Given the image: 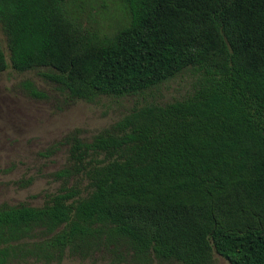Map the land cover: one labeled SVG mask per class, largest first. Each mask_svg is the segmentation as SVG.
<instances>
[{"label":"trees","instance_id":"obj_1","mask_svg":"<svg viewBox=\"0 0 264 264\" xmlns=\"http://www.w3.org/2000/svg\"><path fill=\"white\" fill-rule=\"evenodd\" d=\"M101 1L117 5L110 32L85 0H0V73L43 68L89 102L185 71L192 87L41 152L66 148L59 187L41 205L0 204V264H264V0Z\"/></svg>","mask_w":264,"mask_h":264},{"label":"rangeland","instance_id":"obj_2","mask_svg":"<svg viewBox=\"0 0 264 264\" xmlns=\"http://www.w3.org/2000/svg\"><path fill=\"white\" fill-rule=\"evenodd\" d=\"M86 9L92 14V23L110 32L115 3L85 0ZM0 40L9 55L7 40L0 27ZM34 69L18 72L12 68L0 73V204L27 202L41 205L47 192H54L59 182L50 173L61 168L67 158L66 148L50 157L45 151L54 142L75 128L83 129V136L91 138L97 131L112 124L144 101L168 102L183 97L192 87L195 75L185 71L161 86L146 90L141 95L116 97L104 95L95 102L66 98L41 72ZM34 81L44 90L48 99L30 96L22 85L24 80ZM32 179L28 185L24 182ZM22 264V263H19ZM24 264H42L29 262ZM53 264H106L89 260L66 258ZM180 264V263H166ZM214 264H231L217 255Z\"/></svg>","mask_w":264,"mask_h":264}]
</instances>
